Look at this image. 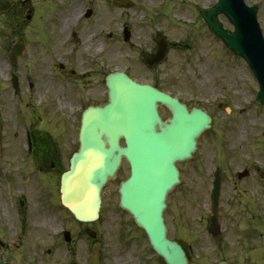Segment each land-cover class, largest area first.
<instances>
[{"label":"rangeland","instance_id":"1","mask_svg":"<svg viewBox=\"0 0 264 264\" xmlns=\"http://www.w3.org/2000/svg\"><path fill=\"white\" fill-rule=\"evenodd\" d=\"M20 1L0 0L2 150L23 148L21 120L33 122L32 129L49 130L60 145L63 143L62 148L66 146L61 134L71 128V122L74 129L77 96H83L85 103L104 102L102 80L106 72L124 70L138 81L156 82L161 89L176 94L188 105H199L213 117L211 127L198 138L192 158L177 164L181 181L169 193L164 213L168 235L184 240L200 253L211 252L214 242H221L230 248L231 256H236L234 252L240 253V258L243 255L245 264H264V252L258 245L259 250L252 246L264 241V228L258 229L262 232L260 241L258 232L247 228L250 220L257 224L261 218L264 221V105L253 100L257 83L245 62L208 31L195 9L216 0H166L167 4L164 0H131L129 7H117L112 0H32L31 22ZM245 2L258 4L257 19L264 35V0ZM44 5L49 6L46 13ZM88 6L92 8L90 17L77 25L73 21L78 12ZM220 18L231 27L224 17ZM125 28L129 31L127 41L123 40ZM74 32L76 38L70 36ZM158 34L173 45L162 63L148 68L144 55ZM18 36L26 38V49L13 64L20 85L13 96L4 58ZM160 113L168 116L164 108ZM65 114L72 120L67 125L63 124V120H69ZM215 165L225 171L220 217L226 229L224 238L217 240L209 235L206 223L208 182ZM242 168L255 170L240 180L236 172ZM125 173L122 169L105 186L99 217L90 225L102 240L103 264H114L112 253L135 259L137 249L148 247L144 233L118 207L117 183ZM251 203H255V213L260 217L249 218L253 213ZM72 221L74 237L81 226ZM76 247L80 263L88 249L81 240L76 241Z\"/></svg>","mask_w":264,"mask_h":264},{"label":"water","instance_id":"2","mask_svg":"<svg viewBox=\"0 0 264 264\" xmlns=\"http://www.w3.org/2000/svg\"><path fill=\"white\" fill-rule=\"evenodd\" d=\"M255 12L256 7L246 6L243 0H218L213 7L200 10L209 29L227 48L248 62L260 84L256 100L264 103V40ZM219 13L233 24V31L222 27L217 19ZM22 50L23 42L19 41L10 58L16 59ZM163 54L162 47L153 62L159 61ZM106 84L108 103L90 106L83 113L81 144L72 154L70 169L61 179L63 202L76 218L95 219L101 187L114 178L121 157H125L131 174L119 186L120 205L132 213L147 232L151 245L168 264H187L180 245L166 238L162 211L167 192L179 182L175 162L190 158L196 138L210 126V117L195 107L187 111L174 98L149 85L138 84L122 72L108 75ZM158 101L170 109L171 118L164 121L159 118ZM122 136L125 145L120 147ZM214 184L216 207L218 178ZM93 251L96 253L97 245ZM88 264H97L96 257Z\"/></svg>","mask_w":264,"mask_h":264},{"label":"flooded vegetation","instance_id":"3","mask_svg":"<svg viewBox=\"0 0 264 264\" xmlns=\"http://www.w3.org/2000/svg\"><path fill=\"white\" fill-rule=\"evenodd\" d=\"M21 6L25 12L31 11L24 7V2ZM48 7L45 5V11ZM85 9L92 10L88 6L79 11ZM70 35L76 38L75 32ZM68 123V120H63V124ZM70 126L61 134L66 142L63 148V143L60 145L49 130L35 128L30 130L31 147L27 152L20 146L18 151H3L0 167V264L77 262L76 252L79 251L76 241L84 240L83 231H78L69 241L70 212L62 206L59 192L60 175L67 168L71 152L78 146L77 133L72 123ZM251 226L254 232L261 235L258 230L260 222ZM185 251L191 264H196V259L207 264H217L220 260L228 264H245L243 255L240 258V253H236L231 258L225 247L216 248L203 256L192 253L187 247ZM111 259L114 264H164L160 258H151L150 252L145 249L135 259L133 256L126 259L124 253H112ZM103 263L101 255L99 264Z\"/></svg>","mask_w":264,"mask_h":264},{"label":"bare ground","instance_id":"4","mask_svg":"<svg viewBox=\"0 0 264 264\" xmlns=\"http://www.w3.org/2000/svg\"><path fill=\"white\" fill-rule=\"evenodd\" d=\"M88 46V45H87ZM99 48H100V46H99Z\"/></svg>","mask_w":264,"mask_h":264}]
</instances>
